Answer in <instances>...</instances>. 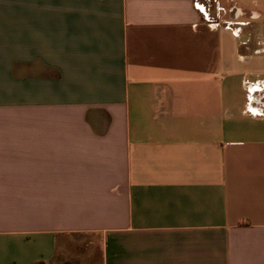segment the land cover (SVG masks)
Segmentation results:
<instances>
[{
  "label": "crops",
  "instance_id": "1",
  "mask_svg": "<svg viewBox=\"0 0 264 264\" xmlns=\"http://www.w3.org/2000/svg\"><path fill=\"white\" fill-rule=\"evenodd\" d=\"M217 8L0 0V264H264V0Z\"/></svg>",
  "mask_w": 264,
  "mask_h": 264
},
{
  "label": "rangeland",
  "instance_id": "2",
  "mask_svg": "<svg viewBox=\"0 0 264 264\" xmlns=\"http://www.w3.org/2000/svg\"><path fill=\"white\" fill-rule=\"evenodd\" d=\"M243 3L238 1L239 4ZM234 3V0H198L199 8L202 10L204 16L210 17L216 15V7H218V14L220 20H226L228 16V9ZM82 242V241H81ZM72 248V247H71ZM71 255L68 257L67 253L65 257L62 255V251H58V254L63 259L58 264H100L99 258V246L97 243H76L75 247L72 248ZM74 252V253H72ZM80 252H84V255ZM56 262V261H55ZM36 264H47V263H36ZM54 264V260L51 263ZM56 264V263H55Z\"/></svg>",
  "mask_w": 264,
  "mask_h": 264
}]
</instances>
